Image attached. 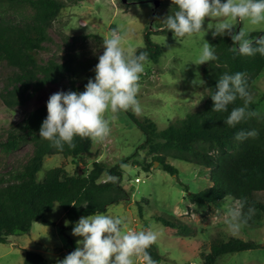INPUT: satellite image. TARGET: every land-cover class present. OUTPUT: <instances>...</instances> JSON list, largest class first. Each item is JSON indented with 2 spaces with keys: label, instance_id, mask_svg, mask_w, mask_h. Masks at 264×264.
Masks as SVG:
<instances>
[{
  "label": "rangeland",
  "instance_id": "rangeland-1",
  "mask_svg": "<svg viewBox=\"0 0 264 264\" xmlns=\"http://www.w3.org/2000/svg\"><path fill=\"white\" fill-rule=\"evenodd\" d=\"M66 1L67 6L50 28L52 40L46 43L40 58L43 61L54 59L59 62L76 59L82 66L79 68L81 75L77 82L81 86L79 92L85 90L89 78L95 77L93 69L104 51L101 46L103 36L109 35L112 29L121 28L123 46L136 53L147 45L146 32L150 30L152 40L161 45L163 53L158 59L147 55L137 97L141 112L136 115L152 118L162 130L204 107L207 91L203 86L193 87L191 81L197 71L203 79L202 67L207 62L197 66L191 61L199 55L204 40L212 48L214 37L211 31H201L177 41L173 33L160 28L162 20L173 13L172 2L164 5L161 3L157 7L154 0H80L76 4ZM29 12L27 8H16L12 15L18 18ZM208 22L206 19L205 29ZM234 23L237 30L243 28L248 36L253 31L264 29V26H251L246 22ZM85 33L98 34L100 37L81 36ZM12 70L6 62L0 63V92ZM68 88V78L48 82L17 107L7 106L0 96V175L22 167L34 149L32 143H27L16 151L5 152L1 143L7 139L8 131L34 108L46 103L51 94ZM253 95L255 110L264 114V70L255 80ZM131 113V110L106 113L107 117H114L110 123V135L103 142L94 143L91 152L83 159L87 162L63 154L48 155L38 172V179L44 180L49 169L60 165L74 174L81 171L88 173L95 160H102L109 166L125 161L122 167L123 184L130 197L110 205L104 214L125 217L128 228L156 232V244L162 255L158 264H203L204 254L215 241H228L232 237L253 240L259 246L222 255L217 264H264V220L247 223L237 234H230L224 221L228 209L237 206L238 200L226 196L212 203L194 201L189 196V190L198 192L212 185L211 172L203 171L196 163L175 158H169L168 162L175 165L178 172L172 174L166 170L155 160L154 154L140 149L146 134L135 123ZM153 162L149 170L143 166L144 163ZM108 177L105 173L101 179ZM137 177L140 178L138 181ZM254 195L256 199H264V191ZM48 217L53 220V224L35 221L30 232L10 235L9 241L0 243V264H25L27 250L42 253L48 264H55L57 259L62 260L74 251L76 241L82 238L72 235L75 223H70L64 207L56 203L48 212ZM164 220L176 222L177 225H167Z\"/></svg>",
  "mask_w": 264,
  "mask_h": 264
},
{
  "label": "trees",
  "instance_id": "trees-1",
  "mask_svg": "<svg viewBox=\"0 0 264 264\" xmlns=\"http://www.w3.org/2000/svg\"><path fill=\"white\" fill-rule=\"evenodd\" d=\"M0 63L6 62L13 68L7 82L0 92L3 102L9 107H17L26 102L35 92L48 82H57L62 78L69 79L66 91H78L81 75V64L76 60L59 62L54 59L43 61L40 52L51 41L50 28L62 9L67 6L66 0H0ZM80 0H70L74 4ZM153 0H128L144 2ZM162 5L172 0H160ZM16 8H27L30 12L18 18L12 15ZM173 13L177 10L172 5ZM160 28L167 30L164 23ZM172 33L171 31H168ZM152 32H146L147 45L137 50L146 52L156 59L163 53L160 44L151 38ZM264 35V31H253L249 38ZM83 37H100L98 34L85 33ZM102 39V38H101ZM235 47L230 36H217L212 41V49L217 59L207 62L202 67L203 85L207 91L206 101L201 110L189 113L186 117L172 122L160 130L158 124L150 117H138L131 113L135 123L146 134L140 145L154 154L163 167L175 174L178 168L168 162L169 158L182 159L196 163L203 171L211 172L212 185L194 192L189 196L199 203H212L226 196H233L239 203L255 208V215L248 223H259L264 220V199H256L255 193L264 191V114L242 121L236 127H229L224 120L233 107L243 106L239 98L229 105L228 112H212L211 94L215 91L218 77L223 73H245L248 90L253 95L256 78L264 70V56H240L230 51ZM76 61V62H75ZM255 99L250 110H255ZM47 102L34 108L19 123L8 131V137L2 141L5 152L18 150L24 144L32 143L33 153L20 168L9 170L0 175V243L9 241L13 234L30 232L35 221L53 224L48 212L56 203H60L71 224L80 217L94 213L107 212L109 206L130 197L123 184V165L121 161L109 166L102 160H95L88 173L70 174L65 166L49 169L44 180L38 179L46 156L63 154L84 159L93 148L90 139H74L75 147L67 144L63 150L52 147L49 141L40 138L39 130L47 117ZM258 131L257 138L236 140L235 134L240 130ZM87 162L86 160H83ZM153 163H144L149 170ZM107 173V179H101ZM75 204V205H73ZM84 204H87L85 206ZM167 225L176 226V222L164 220ZM188 228V227H187ZM259 243L232 237L228 241L218 240L204 254L203 264H217L219 257L246 249L257 248ZM148 253L155 264L161 262L162 255L158 245L153 244ZM25 264H48L47 258L38 251L27 250Z\"/></svg>",
  "mask_w": 264,
  "mask_h": 264
},
{
  "label": "clouds",
  "instance_id": "clouds-1",
  "mask_svg": "<svg viewBox=\"0 0 264 264\" xmlns=\"http://www.w3.org/2000/svg\"><path fill=\"white\" fill-rule=\"evenodd\" d=\"M172 5L177 10L162 21L177 41L206 30L211 31L214 38L230 36L235 45L230 51L240 56H264V35L251 39L243 28L237 30L234 23L264 26V0H172ZM206 19L209 20L207 29L204 28ZM123 42L121 28L112 29L109 35L103 36L104 51L93 69L95 77L88 79L85 90H60L50 95L48 115L39 130L40 138L58 150H63L66 144L75 147L76 137L103 142L110 135V123L114 119L106 113L141 112L137 97L148 56L146 52L136 54L131 48L126 50ZM216 59L210 43L204 40L199 55L191 62L199 66ZM205 83L197 71L192 86ZM210 96L212 112H228L229 105L238 98L243 101V106L233 107L224 120L229 127L261 115L259 110L249 108L253 95L248 90L245 73H223ZM258 135L255 129H242L234 138L243 141ZM244 203L228 209L224 223L232 235L255 215L253 206L244 211ZM72 235L82 239L76 241L74 251L62 260L57 259L55 264H155L147 250L157 242V233L149 229L132 230L123 216L104 213L82 216L72 228Z\"/></svg>",
  "mask_w": 264,
  "mask_h": 264
},
{
  "label": "water",
  "instance_id": "water-1",
  "mask_svg": "<svg viewBox=\"0 0 264 264\" xmlns=\"http://www.w3.org/2000/svg\"><path fill=\"white\" fill-rule=\"evenodd\" d=\"M125 2H128V0H124ZM154 2H155V5L158 7V6H160V4H161V1L160 0H154Z\"/></svg>",
  "mask_w": 264,
  "mask_h": 264
},
{
  "label": "built area",
  "instance_id": "built-area-1",
  "mask_svg": "<svg viewBox=\"0 0 264 264\" xmlns=\"http://www.w3.org/2000/svg\"><path fill=\"white\" fill-rule=\"evenodd\" d=\"M140 178H136V181H138ZM132 230L137 231L135 228L131 227Z\"/></svg>",
  "mask_w": 264,
  "mask_h": 264
}]
</instances>
